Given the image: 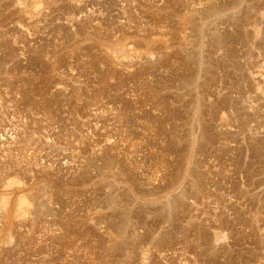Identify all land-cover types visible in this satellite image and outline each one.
<instances>
[{"label": "rangeland", "instance_id": "374dc122", "mask_svg": "<svg viewBox=\"0 0 264 264\" xmlns=\"http://www.w3.org/2000/svg\"><path fill=\"white\" fill-rule=\"evenodd\" d=\"M0 264H264V0H0Z\"/></svg>", "mask_w": 264, "mask_h": 264}, {"label": "bare ground", "instance_id": "6f19581e", "mask_svg": "<svg viewBox=\"0 0 264 264\" xmlns=\"http://www.w3.org/2000/svg\"><path fill=\"white\" fill-rule=\"evenodd\" d=\"M24 202H23V204H24V206L26 205V203H27V201L26 200H23Z\"/></svg>", "mask_w": 264, "mask_h": 264}]
</instances>
